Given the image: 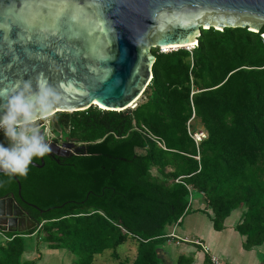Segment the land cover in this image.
<instances>
[{
    "label": "trees",
    "instance_id": "trees-1",
    "mask_svg": "<svg viewBox=\"0 0 264 264\" xmlns=\"http://www.w3.org/2000/svg\"><path fill=\"white\" fill-rule=\"evenodd\" d=\"M263 36L264 27L202 30L192 50L153 49V78L135 108L56 113L52 131L85 150L44 164L34 158L39 167L16 176L20 194L15 177L0 174V197L15 194L37 223L27 232L0 229V264H37L42 244L70 252L72 264H93L127 239L138 244L131 264H194V255L174 262L165 250L167 229L192 212L221 232L243 210L235 226L243 249L263 247ZM193 116L190 128L199 121L208 133L199 145L188 129ZM0 143L8 144L2 132Z\"/></svg>",
    "mask_w": 264,
    "mask_h": 264
},
{
    "label": "water",
    "instance_id": "water-1",
    "mask_svg": "<svg viewBox=\"0 0 264 264\" xmlns=\"http://www.w3.org/2000/svg\"><path fill=\"white\" fill-rule=\"evenodd\" d=\"M263 27L264 0H0V100L43 78L61 96L56 113L97 104L125 111L153 78V49L189 50L210 28ZM66 145L74 154L85 150L75 141ZM50 148L47 155H63L56 144ZM24 215L13 197L0 200V216L10 221L1 230L36 228Z\"/></svg>",
    "mask_w": 264,
    "mask_h": 264
},
{
    "label": "clouds",
    "instance_id": "clouds-1",
    "mask_svg": "<svg viewBox=\"0 0 264 264\" xmlns=\"http://www.w3.org/2000/svg\"><path fill=\"white\" fill-rule=\"evenodd\" d=\"M60 103L57 89L43 78H37L35 85L24 81L0 100V132L8 141L7 146L0 143V171L9 179L26 176L33 159L51 151L42 122L55 115Z\"/></svg>",
    "mask_w": 264,
    "mask_h": 264
},
{
    "label": "rangeland",
    "instance_id": "rangeland-1",
    "mask_svg": "<svg viewBox=\"0 0 264 264\" xmlns=\"http://www.w3.org/2000/svg\"><path fill=\"white\" fill-rule=\"evenodd\" d=\"M193 48H195V46ZM193 48H191V50ZM143 99H144V97H142L139 101H142ZM42 123L44 124V126L47 129V132H48L47 138L48 139H53V137H55V138L61 137V135H58V133H54L52 131V129H53V125H52L53 124V117L50 118V120H48L47 122H42ZM195 127H196V129H201V130L204 128L199 121L195 122ZM66 138H67L66 134L63 135V139H66ZM242 212H243V210L235 211L226 220L227 221V225H226L227 228L224 230L230 229L231 228L230 226H235L238 223V221L242 215ZM209 226H211V225H210V220L207 217V215H205L202 212L199 214L190 213L184 217L183 222H181L180 224H177L173 229H169V231L170 232H172V231L178 232L177 234H180L183 237L187 234H190L193 236L195 234H198V232H203L204 234H207ZM233 230H234V227H233ZM213 233L215 235V238L213 239V241L215 242V246H216V248L213 249V253L216 252L218 257L220 258L221 254L219 252L221 251V249H219V248L220 247L222 248V246L225 245L223 239H225L224 237H226L225 236L226 234L225 233L220 234L219 232H215V231H213ZM235 233L236 234H233L230 237V239L232 238L231 245L233 247L232 250H233L234 260L236 258V262H240L242 264H264V246L262 248L256 250L257 253H259V255H258L259 257L256 259L254 256L256 253L249 254L248 252H242L240 250L239 243H240V240L242 237L240 236V234L238 232H235ZM137 245L138 244L134 240L127 239L125 241V243H123L121 246H119L116 250H107L104 253L97 255L95 257L93 264H131L137 256V248H138ZM168 246H169V244H168ZM40 251L42 253V257H41V259H39L37 261V264H72L73 259L75 258L74 255H72L70 252H68L66 250L49 249L45 244H42V249H40ZM114 253H116V256H114ZM26 255L28 257L27 259H32V258H35L36 254L34 252H31V250H30L29 253ZM222 258L224 260H230L229 258H226L224 256H222Z\"/></svg>",
    "mask_w": 264,
    "mask_h": 264
},
{
    "label": "crops",
    "instance_id": "crops-1",
    "mask_svg": "<svg viewBox=\"0 0 264 264\" xmlns=\"http://www.w3.org/2000/svg\"><path fill=\"white\" fill-rule=\"evenodd\" d=\"M203 207L204 205L198 201V200H195L194 202V205L193 207L194 208H198V207ZM192 213H195V214H199L201 212H192ZM210 220V219H209ZM210 225L209 226V229L207 231V234H204L203 232H198V234H195V235H190V234H187L185 235L184 237L181 236L180 234H177L178 232H175V231H172L170 232L169 229H173L174 227H169L167 229V235H170L171 233H174L176 234V236H178L179 238H182V239H187L188 242H181L180 245H177L176 244V241L177 240H171L168 242L169 246L165 247V250H166V254L168 255V257L170 256V258L172 260H174V262L178 259V257L182 254L184 255H194V264H203L204 263V260H205V257L206 255H214V256H217L218 255L215 253H213V249L216 248L215 246V242L213 241V239L215 238V235L213 233V226H212V223L210 221ZM227 225V221L225 223V229L227 228L226 227ZM237 225V224H236ZM235 225V226H236ZM235 226H230L231 228L230 229H227V230H223L222 232H219L220 234H223L225 233L226 237H224L225 239L224 240V243L225 245L222 246V248L220 247L219 249H221V251L219 252L221 255H220V259L225 263V264H242L240 262H236V258L234 260V256H233V247L231 245V241H232V238L230 239V237L233 235V234H236L235 232ZM179 227V226H178ZM233 227H234V230H233ZM178 229V228H177ZM216 232V231H215ZM231 234V235H230ZM207 235V236H206ZM196 241H199L204 247H207L209 252L206 253L205 251H203V246H200L198 244H195ZM213 241V242H212ZM229 244V245H228ZM188 245V246H187ZM229 247H228V246ZM243 238H241L240 240V243H239V246H240V250L242 252H248L249 254H254L256 253L254 256L255 258L257 259L259 256V253H257L256 250H252V251H245L243 249ZM183 248V249H182ZM262 248V247H261ZM230 254V255H229ZM222 256L226 257V258H229L230 260H224L222 258ZM170 259V260H171Z\"/></svg>",
    "mask_w": 264,
    "mask_h": 264
},
{
    "label": "built area",
    "instance_id": "built-area-1",
    "mask_svg": "<svg viewBox=\"0 0 264 264\" xmlns=\"http://www.w3.org/2000/svg\"><path fill=\"white\" fill-rule=\"evenodd\" d=\"M191 50V49H190ZM162 52H167L168 50H165V49H161ZM194 122V116L193 118L189 121L188 123V129H189V133L191 135V137L194 139L195 143L197 145H199L203 140H205L207 137H208V133L207 131L203 128L202 130L201 129H196V130H193L190 128V125L191 123ZM148 136L154 140L160 147L166 149L165 145H164V142L161 141V139L153 136V135H150L148 134ZM54 138V137H53ZM199 159V157H197ZM1 235V233H0ZM169 238V241H173V240H177L176 241V244L177 245H180L181 242H188L187 239H182V238H179L178 236H176V234L174 233H171L170 235L167 236ZM195 244H198L200 246H203L199 241H196ZM203 251H205L206 253L209 252L208 248L207 247H204L203 246ZM210 258H211V262L212 264H225L219 257L217 256H214L212 254H210Z\"/></svg>",
    "mask_w": 264,
    "mask_h": 264
},
{
    "label": "flooded vegetation",
    "instance_id": "flooded-vegetation-1",
    "mask_svg": "<svg viewBox=\"0 0 264 264\" xmlns=\"http://www.w3.org/2000/svg\"><path fill=\"white\" fill-rule=\"evenodd\" d=\"M60 137V136H59ZM49 144H56L57 146H58V148L57 149H62V150H58V152L59 153H61V154H63L62 156H60V155H56L55 153H51V156L52 157H54V158H56V157H69L70 155H72V154H74V148L71 150V151H69L68 149H70V148H68V146L66 145V146H64L65 144H68V143H71V142H73L74 140H69V139H63V137L61 136L60 138H53V139H49ZM76 142V141H75ZM77 143V142H76ZM79 143H77V145H78ZM46 156H49V155H46ZM45 157V156H44ZM43 157V158H44ZM42 159V158H41ZM10 197H13L14 198V200H15V202L17 203V205H18V207L25 213V215H24V217L25 216H29L28 215V213L23 209V207L19 204V202L15 199V194H7V196H5V197H0V200L1 199H7V198H10ZM7 205H6V210H7ZM5 210V211H6ZM7 219H9V217H1L0 216V226H4L3 228H5L6 229V224L7 223H10V221H8ZM22 227H25V224H22Z\"/></svg>",
    "mask_w": 264,
    "mask_h": 264
},
{
    "label": "bare ground",
    "instance_id": "bare-ground-1",
    "mask_svg": "<svg viewBox=\"0 0 264 264\" xmlns=\"http://www.w3.org/2000/svg\"><path fill=\"white\" fill-rule=\"evenodd\" d=\"M196 45H198V40H195V41L192 43V47H190V49L193 48V47L196 46ZM165 50H169V49H165ZM97 106L100 107V108H103V109H104V107L101 106V105H98V104H97Z\"/></svg>",
    "mask_w": 264,
    "mask_h": 264
},
{
    "label": "snow or ice",
    "instance_id": "snow-or-ice-1",
    "mask_svg": "<svg viewBox=\"0 0 264 264\" xmlns=\"http://www.w3.org/2000/svg\"><path fill=\"white\" fill-rule=\"evenodd\" d=\"M2 75H3V68L0 67V76H2Z\"/></svg>",
    "mask_w": 264,
    "mask_h": 264
}]
</instances>
